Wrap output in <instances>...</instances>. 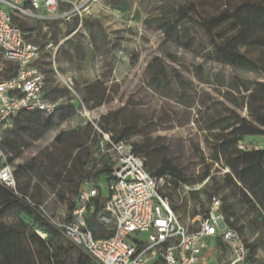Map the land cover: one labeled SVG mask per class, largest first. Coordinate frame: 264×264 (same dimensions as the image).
I'll return each mask as SVG.
<instances>
[{
    "label": "trees",
    "instance_id": "16d2710c",
    "mask_svg": "<svg viewBox=\"0 0 264 264\" xmlns=\"http://www.w3.org/2000/svg\"><path fill=\"white\" fill-rule=\"evenodd\" d=\"M112 2L117 10L130 11L129 0ZM79 21V17H73L72 22H67L65 33L75 31ZM85 22L91 23L87 19ZM13 23L32 32L30 41L43 47L50 41L58 42V34L62 32L59 22L49 24L45 33L36 32L25 19L14 17ZM192 23L207 37L208 60L228 66L233 72L242 69L261 73L264 65H258L248 51L264 53V0H195L186 5L171 6L165 14L144 20L148 27L160 30L166 41L188 50L195 42L189 27ZM40 35L43 39L39 41ZM77 37L78 32L75 38L66 42V47L61 48L60 54L72 61L78 71H85L90 68L88 60L94 59V50L87 55ZM42 57L39 67L46 76V98L59 101L58 90L51 86L55 73L53 61L51 56L47 59V51ZM169 57L178 61L174 55L169 54ZM149 69L153 74V85L161 86L167 82L162 66L154 61ZM14 71L15 67H11L4 77H11ZM177 77L182 83L184 76L178 73ZM83 80L77 85L78 91L89 109L101 107L113 99L107 81L89 76ZM234 94L241 97V103L233 98ZM222 97L241 109L246 106L249 118L242 117L231 107L216 108L206 126L213 139L210 143L212 163H221L228 171L218 174L212 171L213 164L205 166L199 181L207 182L200 190L191 191L182 202L179 189L191 185L183 170L168 156L167 147L149 137V125L142 124L127 106L102 115L97 125L116 143H130L134 153L145 159L146 170L157 178L166 179L161 194L171 200L176 213L192 197L194 210L191 217L204 215L210 210L212 199L220 198L229 226L236 229L246 246L248 261L264 264L259 257L264 249V146H250V140L264 138V85L234 74ZM77 110L78 104L69 101L62 103L52 115L35 110L15 118L14 126L5 132L0 144L8 154L9 162L21 158L48 132L76 116ZM138 137L141 140H137ZM240 143L246 148L240 149ZM115 164L114 158L102 151L101 133L88 122L60 132L50 147L16 166L14 173L19 194L0 186V264H97L64 237L47 213L57 218L62 210H66L71 216L83 186L90 183L100 191L95 198L96 209L87 218L88 227L95 238L112 236L114 228L99 220V215L106 212L107 198L100 183L112 182Z\"/></svg>",
    "mask_w": 264,
    "mask_h": 264
},
{
    "label": "built area",
    "instance_id": "2783aa9c",
    "mask_svg": "<svg viewBox=\"0 0 264 264\" xmlns=\"http://www.w3.org/2000/svg\"><path fill=\"white\" fill-rule=\"evenodd\" d=\"M92 0H0V144L5 132L14 126L22 113L40 110L54 114L62 104L46 98V76L38 61L44 51H53L54 41L44 47L30 41L32 32L13 23L17 17L27 21H70L84 18ZM69 5L63 9V5ZM15 67L14 74H4ZM55 69V67H54ZM56 70V69H55ZM65 85L73 90V79ZM71 103L78 104V114L87 119L101 133V148L110 154L116 164L113 180L105 184L108 190L105 213L99 220L114 228L107 238H95L87 218L95 209L99 188L86 183L71 216L62 210L57 218L42 210L64 237L91 256L97 264H201L210 242L218 239L224 249L223 264H258L248 261L246 246L236 229L230 227L222 212V201L214 197L210 210L204 215L189 218L188 224L180 221L173 203L161 194L167 184L146 170L145 159L134 153L130 143H116L110 134L103 132L93 121L84 101L76 96ZM240 149L246 146L239 144ZM207 182L179 189L181 201L191 191L200 190ZM0 186L14 194L18 184L8 154L0 147ZM103 191V189H102Z\"/></svg>",
    "mask_w": 264,
    "mask_h": 264
},
{
    "label": "rangeland",
    "instance_id": "374dc122",
    "mask_svg": "<svg viewBox=\"0 0 264 264\" xmlns=\"http://www.w3.org/2000/svg\"><path fill=\"white\" fill-rule=\"evenodd\" d=\"M190 1L195 0H129L130 11L123 13L115 8L112 0H92L84 13V19L77 26V39L85 47L86 54L94 50L93 61L88 58L87 62L90 68L86 66L88 70L78 71L70 60H64L63 64L57 62L58 73L55 70L51 86L58 90L57 99L65 103L76 100V96L83 100L77 85L84 81L85 76L90 79L100 77L107 81L113 99L95 109H89L85 103L95 124H98L102 115L127 106L142 124L150 126L149 137L167 147L168 156L183 170L188 184L196 186L202 184L199 177L205 166L213 164L210 144L213 139L206 126L216 108L231 107L242 117L249 118L246 106L241 109L223 99L222 93L226 91L228 81L237 74L264 85V67L260 74L242 69L233 72L228 66L208 60L205 51L207 37L194 23L189 24L195 39L191 50L166 41L160 30L144 24L145 19L163 15L169 7L186 5ZM68 7L63 5V9ZM86 19L91 23L85 22ZM29 24L36 28V32H47L44 30V21H29ZM41 39L43 36L40 35L38 40ZM169 54L176 56L178 61L174 62ZM248 54L258 65H264V53L251 50ZM154 61L164 68L167 77V82L161 86L151 83L153 74L149 68ZM52 65L54 67V62ZM178 73L184 76L182 83L178 81ZM67 78L73 79L74 91L65 85ZM233 98L242 102L237 94ZM86 121L77 112L76 116L48 132L21 158L11 163L14 171L16 166L50 147L60 132L69 131L78 124L84 126ZM250 141V146H264V138ZM212 171L224 174L228 169H223L221 163L215 162ZM100 186L107 196L105 183L101 182ZM193 210L194 201L190 197L177 212L180 221L188 224ZM259 257L264 260V249Z\"/></svg>",
    "mask_w": 264,
    "mask_h": 264
},
{
    "label": "crops",
    "instance_id": "0c3cea01",
    "mask_svg": "<svg viewBox=\"0 0 264 264\" xmlns=\"http://www.w3.org/2000/svg\"><path fill=\"white\" fill-rule=\"evenodd\" d=\"M73 18L70 20V22H72ZM55 22H59V25L60 27H62V32L58 34V38H59V41L58 42H54L56 45H57V48L56 50L54 51L55 52V57L54 59L52 58L53 56V51H47V53L49 54V57H47V59L50 58L51 56V59L52 61L54 62V67L58 73V70H57V62L58 64H63L64 60H67L66 58H64L63 56H61L60 54V51H61V48L63 46L66 47V42L71 39V38H75L76 36V33L78 32L77 31V28L75 29V31L69 33V34H66L65 33V30H66V27L67 25L64 24V20H51L50 23H46V26L44 27V30L48 31L49 30V27L50 25L49 24H53ZM69 23V21H67ZM51 33L49 32L48 33V37H50ZM43 57L41 56V58L39 59L42 60ZM46 59V58H45ZM39 61H38V64H39ZM224 249H222L220 243H219V240L218 239H213L211 242H210V248L209 250L205 253V259L201 262V264H223V259H224ZM261 252V251H260ZM259 256H260V253H259Z\"/></svg>",
    "mask_w": 264,
    "mask_h": 264
}]
</instances>
